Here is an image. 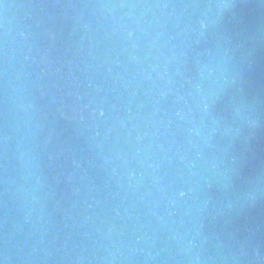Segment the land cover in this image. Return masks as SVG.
Returning <instances> with one entry per match:
<instances>
[{
    "label": "water",
    "instance_id": "obj_1",
    "mask_svg": "<svg viewBox=\"0 0 264 264\" xmlns=\"http://www.w3.org/2000/svg\"><path fill=\"white\" fill-rule=\"evenodd\" d=\"M0 264H264V0H0Z\"/></svg>",
    "mask_w": 264,
    "mask_h": 264
}]
</instances>
